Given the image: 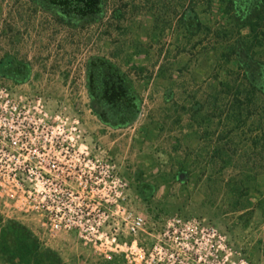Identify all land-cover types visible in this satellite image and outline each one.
Instances as JSON below:
<instances>
[{"label":"rangeland","instance_id":"374dc122","mask_svg":"<svg viewBox=\"0 0 264 264\" xmlns=\"http://www.w3.org/2000/svg\"><path fill=\"white\" fill-rule=\"evenodd\" d=\"M105 3L100 20L74 23L34 0H0V116L9 117L4 107L13 105L37 116L41 102L49 117L68 121L67 129L79 123L95 155L109 158L128 181V208L146 220L137 238L121 228V243L137 239L150 251L164 243L173 218L198 219L221 239L202 240L186 263L264 264V95L254 94L238 63L247 54L264 61V22L260 46L228 0ZM191 9L200 29L182 19ZM92 57L128 77L141 105L133 122L114 126L93 112ZM10 58L29 68L26 82L2 75ZM4 200L1 226L25 227L63 264H128L123 254L109 258L85 247L76 233L50 237L41 213L14 212ZM0 264L20 263L0 253Z\"/></svg>","mask_w":264,"mask_h":264},{"label":"built area","instance_id":"2783aa9c","mask_svg":"<svg viewBox=\"0 0 264 264\" xmlns=\"http://www.w3.org/2000/svg\"><path fill=\"white\" fill-rule=\"evenodd\" d=\"M34 109L37 116H30L31 111L13 105L4 107L9 117L0 116V197L6 208L41 213L50 237L76 233L85 247L109 258L123 254L128 264H188L185 257L195 245L202 246L207 237L221 239L198 219L176 217L164 243L150 251L137 239L121 243V228L137 238L147 224L128 208V181L109 158L95 155L78 122L67 129L68 121L49 117L41 102Z\"/></svg>","mask_w":264,"mask_h":264},{"label":"trees","instance_id":"16d2710c","mask_svg":"<svg viewBox=\"0 0 264 264\" xmlns=\"http://www.w3.org/2000/svg\"><path fill=\"white\" fill-rule=\"evenodd\" d=\"M44 7L58 10L74 23L96 22L103 16L105 0H34ZM228 0L234 12L239 11L241 28H249L258 42L259 30L264 22V0ZM245 15V16H244ZM190 29H200L201 23L194 9L182 16ZM259 45L262 43L259 41ZM248 53V52H247ZM240 57L239 72L244 73L247 83L255 93L264 95V61ZM1 73L17 83H24L30 77L29 68L15 59L1 64ZM88 91L93 112L105 123L124 126L133 122L141 110L139 96L135 93L128 77L112 62L102 57H92L87 66ZM149 191V190H148ZM138 194L147 199L146 190L138 188ZM0 253L10 262L20 264H63L60 257L51 250L40 247L25 227L16 222L0 223Z\"/></svg>","mask_w":264,"mask_h":264},{"label":"water","instance_id":"95a60500","mask_svg":"<svg viewBox=\"0 0 264 264\" xmlns=\"http://www.w3.org/2000/svg\"><path fill=\"white\" fill-rule=\"evenodd\" d=\"M183 178V177H182Z\"/></svg>","mask_w":264,"mask_h":264}]
</instances>
